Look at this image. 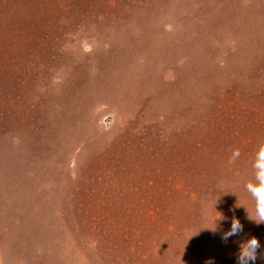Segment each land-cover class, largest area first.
<instances>
[{"label":"rangeland","instance_id":"374dc122","mask_svg":"<svg viewBox=\"0 0 264 264\" xmlns=\"http://www.w3.org/2000/svg\"><path fill=\"white\" fill-rule=\"evenodd\" d=\"M262 149L264 0H0V264H264Z\"/></svg>","mask_w":264,"mask_h":264},{"label":"clouds","instance_id":"9594fccd","mask_svg":"<svg viewBox=\"0 0 264 264\" xmlns=\"http://www.w3.org/2000/svg\"><path fill=\"white\" fill-rule=\"evenodd\" d=\"M255 168L257 170L255 181L249 182L245 186L247 192L255 202V207L252 211H248L246 209V212L247 218L259 225L264 223V149L258 153ZM244 207L246 208V206ZM225 219L226 217H224V215L220 218H217L215 227L208 230L212 231L213 233L217 232L220 228V222ZM243 231L244 226L240 219L233 215L231 219V226L228 230L222 232L221 239L227 242L232 237H240ZM261 247V242L256 236L240 239L238 241L236 264H255L258 258V250Z\"/></svg>","mask_w":264,"mask_h":264}]
</instances>
